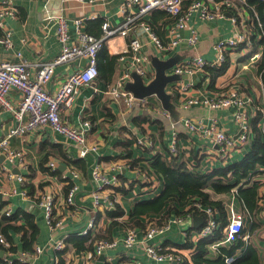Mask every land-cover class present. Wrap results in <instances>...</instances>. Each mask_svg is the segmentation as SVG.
<instances>
[{"label":"crops","instance_id":"1","mask_svg":"<svg viewBox=\"0 0 264 264\" xmlns=\"http://www.w3.org/2000/svg\"><path fill=\"white\" fill-rule=\"evenodd\" d=\"M12 1L17 8V17L8 20L7 23L12 30L13 50H19L22 53L23 59L30 62L37 59L50 60L59 53L60 43L55 37V20L52 18L60 14L64 15L68 21L72 39L76 37V26L73 22V19L76 17L97 14L98 17L96 19H87L83 23V28L96 37L102 34L101 25L104 20H107L113 26L120 24L123 20L119 12V7L123 0H100L94 5H87L73 0ZM259 1L258 3H260ZM252 6L258 13L257 6L255 4H252ZM262 14L264 16V7L262 8ZM146 17L152 31L164 42L166 40L165 27L172 24L171 17L161 10L153 11ZM99 22L101 32L97 36L95 34L98 30L95 25ZM260 23V25L246 27L252 33L249 36L248 43L241 45L237 49H228L225 52V60H227L228 66L221 75L215 78L212 88L209 87L211 82L209 75L208 77L201 73L191 76L183 75L182 79L178 80L177 83L183 81L190 82L191 84L185 92V97L202 98L233 87L239 90L240 95L243 97L253 99L257 107L264 108V80L261 77L262 70H259V67L264 64V24L261 20ZM189 24L198 32V41L194 47H189L184 42V38L189 35V31L181 30L177 33V36L181 38L180 43L171 53L163 54L162 56L156 53L154 45L145 33L140 35L129 33L128 36L114 35L105 42L102 50H106L108 55L118 54L128 41L135 36L142 44V51L148 57L147 67L149 66L154 70L150 61L153 56L162 60L171 58L176 62L192 55H200L207 60H213L217 57L214 43L220 39H226L230 35L238 33V31H242L241 27L238 28L233 25L231 15L228 12L223 17L213 20H201L194 15L190 17ZM259 36L262 38L260 39ZM100 53L98 55V77L96 81L90 85L82 86L78 90L71 113L67 118L72 126H79L83 117L89 119L91 122L88 143L96 144L97 149L95 152L88 153L85 159L78 158L85 160L86 172L84 173L82 170L77 169L71 163H66L65 159H63L64 155L70 161L77 159V148L73 145V142L47 129L41 134L31 133L23 137L16 136L10 138L8 142L9 147L21 150L25 154V166H18L16 168L15 165L6 164L4 159L0 161V224L11 223L22 225L24 224L22 212H34V222L38 226V234L32 247L40 245L45 246L46 249L31 260L32 264H135V259L141 261L142 264H154L144 254L142 244L125 248L122 243V237L126 225L132 220L137 219L144 225L150 219L149 217L159 218L164 214V212L157 214L145 213L136 218L130 216L136 202L152 199L161 193L163 179L157 171L150 167V163L156 155L167 153V144L172 132L176 134L182 150V163L189 169L191 168L198 172H209L213 169L223 168L240 161L251 150L254 141V134L251 129L240 150L232 151L228 156L220 157L216 155V150L209 140L203 139L198 134L189 131L183 125V118H202L208 121L216 119L219 127L223 128L228 134L235 136L239 132L234 122L235 106L214 110L200 105L185 107L173 96L171 98L172 105L167 110L169 118H164L155 112L164 109L160 100L156 95H150L147 97L148 109L142 108L139 105L126 109L121 107L120 104L111 100L105 91L107 86L115 80L117 74H120L121 66L125 61H117L113 64L111 70L106 69L103 71L100 65H102L104 60L99 64ZM8 59L15 60V52L6 50L0 45V61ZM106 62L108 63V61ZM83 64V60H73L72 62L55 66L53 79L46 87L49 90L56 88L64 79L65 74ZM166 73H169V71H166ZM171 84L166 86L167 92ZM144 117L146 121L142 122L139 127L134 125V120ZM256 118H258V127L264 129V115L261 111H256V115L251 120V123ZM14 124L16 122L11 113L0 110V140ZM128 127L136 132V134L150 138L151 145L144 148L131 144L128 147L131 153L127 158L124 157V146L122 144L126 142L125 139L133 138L131 135L127 137L125 134V131H128ZM53 157L58 158L60 162L58 173L67 172L68 167L72 166L79 174L78 177L72 180L78 187L75 194L76 209L74 210L72 206H68L65 202L64 195L67 193H64L65 183L51 181L46 171L45 162ZM97 157L101 168L108 177L114 173H118V171V174L125 175L123 184L126 192H119L115 189L121 188L120 180H118L119 184L117 186L105 188L102 191L103 196L107 195L113 200V205L108 207L106 205L101 206L95 210L90 193L96 188L91 177V170ZM136 159L138 161L133 170L129 168L121 170L112 169L116 163ZM5 164L7 169H10L12 173L20 174L25 178V186H22L15 178H8V171L6 169L4 171L1 168V165ZM147 177H153L154 181L150 183L146 182ZM230 183L234 185L228 192L216 193L212 189H207V192L210 194L212 200L221 202L226 211L227 220L231 218V211L241 215L243 226L246 229L250 227L253 220L243 199L238 196V189L240 187L249 188L253 184H257V208L254 215L256 229L250 234L248 231L245 232V235L242 237L243 245L237 248L233 255L235 258L239 257L247 245L251 243L258 250L260 264H264V166L260 167L258 172L249 174L247 178L242 179L238 184H236L235 179H231ZM24 189L27 194L22 195V190ZM43 192L53 197L54 214L61 222L60 227L55 230H51L44 217L43 209L38 206L36 199L34 200L33 198ZM114 203L119 204L124 210V214L118 218V221L122 223V227L116 229L113 234V238L118 237L119 239L117 245L104 251L103 260H99L100 255L95 258L89 257V255H86L88 251L73 247L71 244L66 243L67 239L65 240V249L62 252H57L51 248L53 241L77 234L84 228L90 217L96 216V221L100 224L96 232L108 229L111 218L106 214V210H113ZM29 207L32 209L29 210ZM189 207L190 203L188 202L177 206L179 210H187ZM7 209L11 210V217L14 218L10 221V217L4 215V211ZM197 215L202 216L204 224L205 217L201 214ZM176 217L168 215V218L163 217L162 219L173 220ZM190 220H192V216ZM164 221L161 220V223ZM190 223L192 225V221ZM190 223L172 222L161 240L164 243L168 242L167 244H171L172 247L176 243L183 244L185 242V235L182 232ZM133 228L138 232L140 238L144 229ZM0 234L2 233L0 232ZM8 234L11 236L10 242L17 248L16 251H22L21 232L10 230ZM189 240L194 243V247L177 248L175 246L174 248L179 249L183 253H187V250L190 249L194 251L195 243L198 240L193 238L192 232L189 235ZM221 240L222 238L209 245L210 257L216 256L218 248H230L225 243L217 245ZM148 242L151 243L152 241ZM1 251L0 245V253ZM2 254L0 255V264H4ZM162 264H172V262H163Z\"/></svg>","mask_w":264,"mask_h":264},{"label":"built area","instance_id":"2","mask_svg":"<svg viewBox=\"0 0 264 264\" xmlns=\"http://www.w3.org/2000/svg\"><path fill=\"white\" fill-rule=\"evenodd\" d=\"M73 1L94 5L100 0ZM157 10L166 12L172 19V24L165 27L166 40L164 42L152 31L146 19L147 15ZM119 12L123 17L121 23L113 26L107 20H104L101 25L102 34L99 37L94 36L83 28L84 20L96 19L98 17L97 14H89L88 16H80L73 19L76 26V37L74 39L70 36L69 24L64 15L60 14L52 18L55 20V37L60 43L59 53L50 60L37 59L30 62L23 59L19 50H13L12 30L7 21L17 17V8L12 0H0V45L6 50L14 51L16 58L15 60L0 61V110L11 113L16 122L0 140V152L5 155L4 162L6 164L15 165L16 168L26 165L25 154L21 150L9 147L10 138L23 137L31 133L41 134L46 129L72 141L77 148V158H85L88 153L96 151L97 145L88 143L91 128L90 120L83 117L79 126H72L67 118L71 113L78 90L82 86L90 85L96 81L98 77V53L104 47L105 42L114 35L128 36L129 33L135 35L145 33L154 45L156 53L162 56L163 54L171 53L180 43L181 38L177 36V33L181 30L189 31V35L184 38V42L189 47L196 45L198 32L189 24L191 16L195 15L201 20H213L223 17L228 12L231 15L233 25L238 28L241 27L242 31H238V33L214 43V49L217 53L215 59L207 60L200 55H192L176 62L168 70L169 73L179 75L191 76L201 73L208 77L209 69L218 68L226 61L225 52L228 49H237L241 45L248 43L249 36L252 33L246 27L261 24L258 13L248 0H123L120 4ZM259 38L261 39L262 37L259 36ZM147 59V55L142 51V44L135 36L118 53V62L125 61V63L121 66V72L116 81L112 86L108 85L105 92L113 101L121 104L124 108L139 105L148 109V96L136 98L132 92L124 88L125 83L132 80V72L140 75L145 83L153 78L154 70L149 66V68L147 67ZM73 60H83L84 64L65 74L64 79L57 87L49 90L46 85L53 79L55 66L66 64ZM177 82L170 83L168 92L185 107L200 105L213 110L230 108L231 106L236 107L234 122L239 132L235 136L228 134L223 128L219 127L216 119L208 121L202 118H183V125L189 131L211 142L217 156H228L232 151L240 150L251 130V120L255 117L256 111L259 110L264 115L263 107H257L253 99L243 97L240 95V91L233 87L220 93H214L211 96L191 98L185 97V92L191 85L190 82ZM155 112L164 118H169L167 110L160 109ZM125 134L127 137L129 135L133 137L132 145L134 146L146 148L151 145L150 138L136 134L129 127ZM167 156L169 159L174 158L178 162H182V150L174 132H172L167 144ZM6 164L1 165V168L4 171L5 169L8 171V178H15L22 186H25V178L20 174L12 173L10 169H7ZM59 164L58 158L53 157L45 162V168L51 181H61L65 185L71 182V186L64 198L66 204L72 206L74 210L76 209L75 194L78 187L72 180L78 177L79 174L72 166L68 167L67 172L58 173ZM128 167V160H125L124 162L116 163L112 169L121 170ZM118 173L108 177L101 168L97 157L91 170V177L96 188L90 193L95 210L101 206L106 205L108 207L113 205V200L107 195L103 196L102 191L105 188H111L119 184ZM153 181V177L146 178L148 183ZM24 194H27L25 189L22 190V195ZM33 198L34 200L36 199L38 206L43 209L44 217L51 230L60 227L61 222L54 214L53 197L43 192ZM102 199L104 200L102 201ZM191 205L199 210H204L206 213L204 224L198 231L192 232L194 239L199 240L207 237L219 228V224L214 218V209L205 207L198 201H194ZM4 215L11 217V210H5ZM172 222L190 223V215L176 217L173 220L166 219L159 225L148 224L140 238L136 230L126 229L124 230L122 243L125 248L142 244L144 254L154 264H162L163 262L181 264L184 258L189 260L194 251L190 249L187 250V253H183L177 248L163 246L164 242L161 238L170 228ZM99 225L96 221V216L90 217L84 228L75 235H92L98 230ZM243 227L242 216L231 211V218L221 229L223 238L217 245L225 243L231 246L238 240ZM182 233L184 235L187 234L185 229ZM66 239L62 238L53 241L51 248L57 252H62L66 246ZM118 240V237L111 240L97 239L94 242L93 251L86 252V255L95 258L103 254L107 249L115 247ZM148 241L152 242L149 243ZM0 245L3 251L2 260L4 264H32L31 260L46 249L45 246L37 245L34 246L31 252L12 251L14 245L2 234H0ZM235 259L234 255H230L226 256L224 260L226 264H232ZM135 264L142 263L135 259Z\"/></svg>","mask_w":264,"mask_h":264},{"label":"trees","instance_id":"3","mask_svg":"<svg viewBox=\"0 0 264 264\" xmlns=\"http://www.w3.org/2000/svg\"><path fill=\"white\" fill-rule=\"evenodd\" d=\"M259 0H249L250 3L257 6V11L260 17V20L264 24V16L262 14V8L264 7V2ZM96 28L98 32L95 34L100 35V22L97 23ZM103 49V48H102ZM100 50V63L103 61L102 70L112 69L113 64L118 61V54L108 55L106 50ZM98 53V55H99ZM108 59V60H107ZM108 61V63L106 62ZM227 60L218 68L209 69V76L211 82L209 87H213V82L218 75H221L227 68ZM261 71L262 80H264V64L259 67ZM258 118L254 119L251 123V129L254 134V141L251 146V150L240 160L233 164H230L223 168H216L209 172H198L193 169H189L182 162H178L176 159H169L166 154L156 155L151 163L150 167L157 171L163 179V189L161 193L149 200H142L135 203L134 208L131 211L130 216L133 218L138 217L141 214H157L163 213L159 218L149 217L145 224L143 225L139 220L134 219L128 223L124 230L134 229L137 227L139 229L147 228L148 224L159 225L162 224L161 220L163 217L168 218V215H173L177 217H185L186 215L192 216V213L201 214L206 217L204 210H199L195 206H190L187 210H179L177 206L184 205L185 203L192 204L194 201L202 204L205 207H210L215 210L214 218L219 224V228L214 230V232L204 238L199 239L195 243L194 253L191 255L190 259L184 258L181 264H226L225 257L233 255L236 252V249L243 245L242 237L245 235V232L248 231L250 234L253 232L255 227L254 215L257 208L256 204V195H257V184L249 188H239L238 196L243 199L250 215L252 216L251 225L248 229L243 227L239 234V238L234 242L229 249L218 248V252L215 257H210L209 245L216 240L223 238V233L221 232L222 227L228 222L226 211L223 208V205L220 201H215L210 198V194L207 192V189H212L216 193H225L228 192L234 184H231V179L236 180L238 184L242 179L248 177L249 174H253L259 171V168L264 166V129H260L257 125ZM146 121V118H138L133 121L135 126H138ZM161 125V123H160ZM135 140V138H134ZM125 143L122 144L124 147V157H129L131 150L128 148L132 143L133 139H125ZM63 159L66 163L73 164L77 169L86 172V162L84 159L69 160L66 155ZM70 161V162H69ZM136 160H128L129 169L133 170L137 164ZM58 172V171H57ZM125 175L118 174V180H120L121 188H115L119 192H126L124 187L123 180ZM122 180V181H121ZM71 186V182L64 187V193H66ZM193 200V201H192ZM172 202V204H170ZM218 212V213H217ZM24 218V224L16 225L7 223L5 225L0 224V232L6 237L7 240H11V236L8 234L10 230L14 232H21V249L22 251L31 252L33 250V243L37 238L38 226L34 222V212H22ZM173 213V214H172ZM19 214V213H17ZM15 214V215H17ZM106 214L111 218V222L108 225V229L102 230V232H96L92 235H71L67 238L66 243L71 244L73 247H76L79 250L93 251L94 242L97 239L103 238L111 240L116 229L122 227V223L118 221V218L124 214L123 208L114 203L113 210H106ZM14 219L13 217L9 218V221ZM201 228H195L190 225L185 229L186 235L184 236L185 242L183 244H173L177 248H192L194 243L189 240V235L191 232L198 231ZM168 242L163 243L164 247H172ZM173 246V247H175ZM16 247H12V251H16ZM232 264H260V258L258 255V250L251 243L247 245L244 252L237 257Z\"/></svg>","mask_w":264,"mask_h":264},{"label":"water","instance_id":"4","mask_svg":"<svg viewBox=\"0 0 264 264\" xmlns=\"http://www.w3.org/2000/svg\"><path fill=\"white\" fill-rule=\"evenodd\" d=\"M150 61L155 70L153 78L149 82L145 83L140 77V75L135 72H132V80L127 81L124 85V88L132 92L133 96L136 98H143L150 95H156V97L160 100L162 107L166 110H169L172 105V94L170 92H167L166 86L170 83L182 79L183 75L166 73V71H168L176 63V61L171 58L167 60H162L153 56ZM4 157L5 155L1 153L0 161H2ZM31 209L32 208L29 207V210ZM191 221L192 226L195 228H199L203 224L202 216H199L195 213H192ZM1 254L2 251L0 255ZM103 258L104 254L100 255L99 260H103ZM172 264H174V262Z\"/></svg>","mask_w":264,"mask_h":264},{"label":"rangeland","instance_id":"5","mask_svg":"<svg viewBox=\"0 0 264 264\" xmlns=\"http://www.w3.org/2000/svg\"><path fill=\"white\" fill-rule=\"evenodd\" d=\"M117 76H118V74H117ZM117 76H116V78H117ZM116 78H115V80L113 81V82H111L109 85L110 86H112L113 85V83L116 81ZM109 97V96H108ZM110 98V97H109ZM111 99V98H110ZM112 100V99H111ZM115 102V101H114ZM117 103V102H116ZM120 106H121V104H120ZM122 107V106H121ZM124 108V107H123ZM126 109V108H125Z\"/></svg>","mask_w":264,"mask_h":264}]
</instances>
